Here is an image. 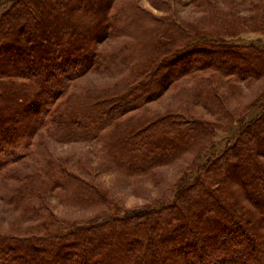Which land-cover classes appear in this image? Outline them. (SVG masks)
Wrapping results in <instances>:
<instances>
[{
    "label": "trees",
    "instance_id": "1",
    "mask_svg": "<svg viewBox=\"0 0 264 264\" xmlns=\"http://www.w3.org/2000/svg\"><path fill=\"white\" fill-rule=\"evenodd\" d=\"M117 2L16 0L0 16V264H264V46L232 41L264 32V0H191L208 17L149 25ZM183 80L211 120L129 118ZM258 82L241 113L227 107ZM49 142L100 143L128 180L157 184L188 157L192 176L161 206L123 211ZM53 195L91 214L59 218Z\"/></svg>",
    "mask_w": 264,
    "mask_h": 264
},
{
    "label": "rangeland",
    "instance_id": "2",
    "mask_svg": "<svg viewBox=\"0 0 264 264\" xmlns=\"http://www.w3.org/2000/svg\"><path fill=\"white\" fill-rule=\"evenodd\" d=\"M15 1L0 0V16ZM205 1V6L211 5L225 11L227 10L229 1L240 3L242 0ZM130 4L133 5L134 17L147 18V25H149V21L152 19H161L164 17H171L175 23L193 20L199 17H208V8H199L191 3V0H118L116 7H127ZM244 14L245 16L248 15L247 13H243V16ZM232 41L240 45L256 43L259 46H264V32L243 33ZM99 81V77H89L85 79V84L99 83ZM239 87L241 93L240 102L233 101L230 103L228 101L227 107L231 109L236 105L239 107L238 112L241 113L243 108L260 94L261 89H263V82L255 83L249 87L240 84ZM193 88L194 82L189 83L183 80L169 89L155 102L148 103L140 111L129 115V118L144 116L145 118L152 119L158 116L178 114L186 117L192 116L211 120L203 104L197 103L195 98H193ZM259 107L260 104H256L251 109V116L259 111ZM239 129L240 124L234 123L228 132L217 134L215 139L216 143L221 141L224 145L226 140H233L238 134ZM99 144L96 142L74 144L49 142L48 152L53 158L69 160L68 162L71 161L72 169L76 174L84 173V178H87L88 175L94 184L107 191L123 211H139L149 206L154 208L161 206L163 202L161 195L165 189L175 186L186 175H189L187 177L192 176L187 174L186 171V166L191 158L188 157L183 158L172 166L159 169L157 171V184L145 182L143 179L128 180L105 165V159L101 156V146ZM167 202L169 203V201ZM48 206L57 217L62 219L81 220L91 214L88 210L62 204L55 195L48 198Z\"/></svg>",
    "mask_w": 264,
    "mask_h": 264
}]
</instances>
